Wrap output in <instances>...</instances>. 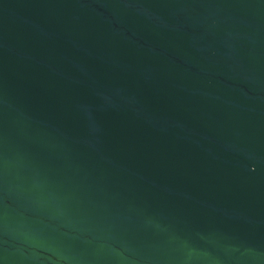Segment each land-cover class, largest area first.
<instances>
[{
  "label": "water",
  "instance_id": "1",
  "mask_svg": "<svg viewBox=\"0 0 264 264\" xmlns=\"http://www.w3.org/2000/svg\"><path fill=\"white\" fill-rule=\"evenodd\" d=\"M0 264H264V0H0Z\"/></svg>",
  "mask_w": 264,
  "mask_h": 264
}]
</instances>
